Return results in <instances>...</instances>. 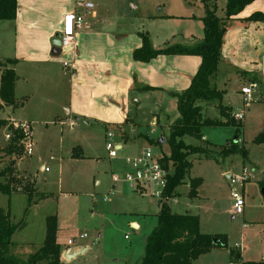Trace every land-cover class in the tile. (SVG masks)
Returning a JSON list of instances; mask_svg holds the SVG:
<instances>
[{"label": "rangeland", "instance_id": "1", "mask_svg": "<svg viewBox=\"0 0 264 264\" xmlns=\"http://www.w3.org/2000/svg\"><path fill=\"white\" fill-rule=\"evenodd\" d=\"M89 1L98 11L97 17L107 19V23L116 22L125 13L124 27L131 26L137 34L146 33L153 47L187 44L186 33L188 29H193L192 24L195 23L184 16L189 13L204 14L201 0ZM225 3L226 0H216L217 15H223ZM8 24L9 20H0V60L10 53L6 51L10 40ZM118 27L110 24L107 30ZM216 84V87L224 89L221 104L230 107L232 116L242 112L244 117L236 125L204 126L201 130L203 138L183 137L185 143L206 148L217 158L189 155L191 167L166 202L174 213L197 215L200 232L227 236L226 247L215 246L209 253L199 255L191 264H239L230 250L239 251L237 247L241 250L242 260L260 261L264 254V143L254 140L264 130V72L247 74L241 69L234 73L223 70L218 74ZM62 86L67 89L68 84L64 82ZM244 86H253L248 102H244L241 93ZM15 99L17 105L0 108V119L9 117L31 122L32 152L31 155L21 153L16 156L13 175L19 182L13 185L17 189L10 194L0 191V208L9 210L12 222H21V228L12 235L14 254L26 259L34 253L43 242L46 216L55 214L59 228L56 242L61 250L66 247L77 251L86 247L85 251L70 259L63 258L62 252L61 264H138L146 237L156 224V217L154 214L130 215L114 210L115 199L121 195L132 196L134 191L125 184L112 182L111 176L125 171L128 168L125 159L140 156L146 147H150L158 156L168 155L167 141L159 144L157 139L167 138L168 130L165 127L178 113L174 105L163 104L158 123L149 110L152 108L149 104L140 107L135 120L139 126L135 127V131L130 130L131 139L126 142H119L115 138L117 143L122 144L117 157L110 159L104 146L105 129L101 125L91 123L86 127L82 119L75 120L59 110L58 117L54 110L37 113L31 104L32 99L25 105L24 97L17 96ZM218 114L216 104L203 105L205 117L216 118ZM69 117L75 121L72 128L58 121ZM7 132L6 126L0 129V147L4 145ZM139 132L147 135V138L137 135ZM151 139L152 142L149 141ZM232 140H237L238 146L247 151L245 161H242L239 152L219 155L222 146H228ZM10 159L9 156L2 157L0 150V170ZM243 169L247 178L230 184L226 173L234 178ZM194 177H200L202 184L197 187L196 196L191 197L188 182ZM113 183L116 187L112 186ZM26 184L35 189L29 206L26 193L19 189V186ZM118 190L123 193L117 194ZM232 191L243 195L242 213H232ZM138 195L143 212L153 213L157 210V199L148 192ZM132 217L140 221L138 229L129 225L128 220ZM68 239L72 244L67 245Z\"/></svg>", "mask_w": 264, "mask_h": 264}, {"label": "crops", "instance_id": "2", "mask_svg": "<svg viewBox=\"0 0 264 264\" xmlns=\"http://www.w3.org/2000/svg\"><path fill=\"white\" fill-rule=\"evenodd\" d=\"M74 1L17 0L16 16L9 20L7 26L10 40L6 51L10 53L2 56L0 62L15 60L7 66L12 67L17 74L14 97H24L23 105L32 99L31 104L37 113L45 114L54 110L57 116L59 110L75 120L82 119L86 127L96 123L104 127L105 131L112 129L117 133L119 142H126L131 139L130 130L135 131V127L139 126L135 120L140 107L149 104L152 107L149 110L156 116L157 123L164 103L176 108V100L171 92L179 93L189 86L200 64V57L160 54L147 62L134 60L132 52L140 47L141 38L131 26L124 27L125 13L116 22L107 23V19L97 17L98 11L93 8V4L90 8H76L83 16L84 27L76 31L71 45L59 47L60 52L54 56L51 54L52 41L62 30L64 14L74 9ZM257 11L264 12V0H253L238 15L228 20L214 80L216 86L217 76L223 70L234 73L241 69L247 74L264 72V21L247 19ZM201 16V13L184 16L195 23L192 24L193 29H188L186 33L187 44L202 39ZM110 24L119 27L107 30ZM64 62L71 67H65ZM64 82L68 84L67 89L61 87ZM221 90L224 94V89ZM4 106L0 101V108ZM166 118L169 119L168 116ZM4 119L8 122L18 121L9 117ZM175 119L168 121L165 127L168 133ZM20 121H26L31 126L29 120ZM119 127L122 128L121 134H118ZM137 135L147 138L144 133L139 132ZM112 186L116 187L115 184ZM116 193L121 195L123 192L118 190ZM137 199L139 195L136 192L129 197L121 195L115 199L113 209L124 214H154L156 217L159 207L153 213H145ZM128 223L134 229L140 227L136 217H132ZM79 250L83 252L86 247ZM67 251L76 250L67 248L63 254ZM261 260H264V254Z\"/></svg>", "mask_w": 264, "mask_h": 264}, {"label": "trees", "instance_id": "3", "mask_svg": "<svg viewBox=\"0 0 264 264\" xmlns=\"http://www.w3.org/2000/svg\"><path fill=\"white\" fill-rule=\"evenodd\" d=\"M253 0H226L223 16L217 15L216 0H201L204 14L200 20L203 25V37L192 44L174 43L164 47L154 48L151 40L144 32H139L141 45L132 52V58L147 62L160 54L198 55L200 64L192 76L189 86L171 95L176 100L178 116L170 124L169 133L164 142L169 147L168 155L164 161L171 167L163 199L159 200V210L156 214V224L148 233L144 252L138 264H191L199 255L210 251L215 246H227L225 234H206L199 230L197 215L190 213H174L170 210L166 200L174 194L176 186L181 184L191 167L189 155L202 154L206 158H217L206 151V148L185 143L183 137L190 135L201 138L204 126L235 124L236 121L230 113V108L221 104L223 90L215 85V76L221 58L223 35L227 29L228 20L238 15L243 8ZM17 13V0H0V20H12ZM251 21H264V12H254L247 17ZM15 60L6 59L0 62V101L3 105L15 106L18 104L14 97V86L17 74L12 67ZM218 101V103H217ZM216 104L219 116L216 118L203 115V105ZM224 119V120H223ZM7 127L10 131V140L0 147L2 157H11L10 161L0 170V191L10 194L15 191L13 183L19 180L14 177L13 170L16 156L23 153L22 131L6 119H0V129ZM152 142V139L149 140ZM256 143L264 142V130L256 136ZM239 152L242 160L247 158V151L232 140L230 144L223 145L219 155L227 156ZM3 178V180H1ZM202 183L200 177L190 178L188 194L196 196L197 187ZM26 193L27 206L30 205L35 189L30 185L19 186ZM21 228V222L11 221L8 209L0 208V264H61V248L56 242L57 219L55 214L45 218V233L40 247L28 256L25 261L20 260L13 252V233ZM218 241L214 244L212 240ZM239 249V247H237ZM239 260V264H264V260H242L239 251L230 249Z\"/></svg>", "mask_w": 264, "mask_h": 264}, {"label": "built area", "instance_id": "4", "mask_svg": "<svg viewBox=\"0 0 264 264\" xmlns=\"http://www.w3.org/2000/svg\"><path fill=\"white\" fill-rule=\"evenodd\" d=\"M74 9L70 12H67L63 16V27L58 36L59 46L65 47L69 46L74 42L75 33L81 27H84L83 16L76 10L77 7L90 8L92 3L86 0H75ZM65 67L69 68L66 62L63 64ZM251 88L242 87L241 93L244 97V102H248L251 97ZM244 114L242 112L235 113L233 118L235 120H242ZM12 127L18 128L22 131L23 137L20 140L23 144V154L31 155V134H30V125L25 121H11L9 122ZM60 124H67L69 128H72L75 125V121L72 118H66V120H61ZM122 128L119 127V132L121 134ZM10 131L5 134L4 141L8 142L10 140ZM117 133L112 129H107L104 136V146L107 151L108 157L110 159L116 158L118 149L121 148V144H118L115 140ZM128 168L123 171L121 174L116 175L112 174V182H122L134 192L138 194L149 193L151 197L157 199V201L163 199V193L167 184L168 175L171 173L170 165H167L164 161V155H156L153 153L150 147H146L142 154L137 157H127L125 159ZM247 173L245 169L242 170V173L234 178H231L228 175L229 183L235 184L237 181H243L247 178ZM113 183V185L115 184ZM230 198L232 200V213L239 214L243 212L244 207V198L242 193L232 191L230 193ZM85 236V234L83 235ZM72 244L70 239L67 240V245ZM61 250V253L64 252ZM60 253V255H61ZM228 264H233L232 262Z\"/></svg>", "mask_w": 264, "mask_h": 264}, {"label": "water", "instance_id": "5", "mask_svg": "<svg viewBox=\"0 0 264 264\" xmlns=\"http://www.w3.org/2000/svg\"><path fill=\"white\" fill-rule=\"evenodd\" d=\"M52 49H51V54L52 55H54V56H56L59 52H60V44H59V39H58V37H56L53 41H52ZM164 142V138L163 137H160V138H158L157 139V143H159V144H162ZM212 242L214 243V244H217L218 243V241H216V240H212ZM82 252V250H77V251H74V252H69V251H67L65 254H63V257L65 258V259H70V258H72V257H74L75 255H77V254H79V253H81Z\"/></svg>", "mask_w": 264, "mask_h": 264}]
</instances>
